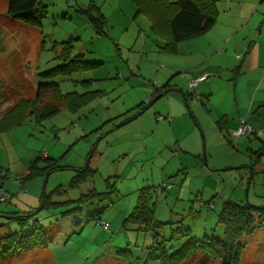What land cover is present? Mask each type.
<instances>
[{
  "label": "rangeland",
  "instance_id": "obj_1",
  "mask_svg": "<svg viewBox=\"0 0 264 264\" xmlns=\"http://www.w3.org/2000/svg\"><path fill=\"white\" fill-rule=\"evenodd\" d=\"M41 3L46 15L32 25L10 16L8 0H0V191L11 196L0 201V235L21 232L19 222L10 218L15 212H35L25 231H31L37 219L51 236L47 247L14 256L11 264H159L150 257L152 233L123 225L145 186L154 190L155 217L166 223L161 236L172 250L191 238H222L219 213L227 199L264 207V142L250 134L252 139L239 146V139L232 137L228 150L211 159L207 146L214 147L217 133L204 140L203 132L208 134L218 118L214 101L208 102L207 110L194 96L188 106L181 93L169 91L145 105L169 77L185 91L194 88L190 73L180 74L186 67L183 54L162 48L164 38L147 14L137 13L135 0ZM93 16L103 17L101 31ZM70 38L72 54H82L80 59L92 66L70 75L48 74L60 64L62 42ZM189 40L179 42H188L180 47L182 52L194 47ZM41 82H56L60 95L96 90L103 94L76 111L62 107L37 121L36 113L13 106L19 98L35 97ZM53 94L45 97L58 102ZM215 99L220 101L219 96ZM144 106L147 109L136 115ZM47 157L58 169L46 167ZM33 162L42 169L38 175H30ZM86 166L92 171L89 176L73 182ZM91 190L101 192V198L80 206L79 224L63 239L67 228L59 211L77 202L40 209L42 196L51 195L50 201L74 200ZM242 240L246 245L240 264H264V226ZM126 248L132 258L117 254ZM201 260L205 259L195 256L182 264Z\"/></svg>",
  "mask_w": 264,
  "mask_h": 264
},
{
  "label": "trees",
  "instance_id": "obj_2",
  "mask_svg": "<svg viewBox=\"0 0 264 264\" xmlns=\"http://www.w3.org/2000/svg\"><path fill=\"white\" fill-rule=\"evenodd\" d=\"M135 1L138 5L137 13L144 12L147 14L152 21L153 29L164 38L165 45L162 47L164 50L176 51L179 42L207 33L217 21L218 9L216 0ZM46 11V7L41 3V0H8L7 13L14 18H20L32 25L40 24V20L46 15ZM92 18L95 19V25L101 31L102 24L104 23L103 17L93 16ZM104 31L106 32L107 30ZM71 40L70 38L62 42V49L58 55L61 62L54 69L50 70L48 74H53V76L70 75L85 69V67L92 66L90 63L80 59L82 54H72L73 45L71 44ZM182 73L183 71L180 72V74ZM57 88L58 84L56 82L38 83L36 96L33 98H19L14 103L13 108L17 109V111L20 108L22 112L36 113L37 121H40L47 117V115L58 112L62 107H68L76 111L81 107L80 105L103 94L102 90H96L83 95L74 92L60 95L57 92ZM52 90H54V94L51 92ZM169 91L181 93L188 105L189 100L194 96L200 99L203 106L207 104V96L204 97L196 95L192 91H185L172 83L170 78L161 86H157L154 89L150 100L145 105H150L149 103L156 95L161 94L162 96ZM46 94L55 95L58 102L49 101V96L45 97ZM137 106H143V103ZM146 109L147 106H144L142 109H139L136 115H140ZM136 115L126 119L125 123L134 119ZM163 117L166 118V116ZM16 122L19 123L20 121ZM224 122V117L216 121L221 132L225 129ZM234 131L233 134H235ZM262 147L264 148V144ZM205 155L206 150L203 153V159H205ZM196 156L201 158L202 155L197 154ZM46 159L48 161V165L46 166L48 169L51 171L58 169L53 158L47 157ZM30 168V175H38L42 171L36 162H33ZM90 172L92 171L87 166L84 169L78 170L73 182L83 181L89 176ZM2 191L5 190L2 189ZM138 194L137 203L133 211L125 217L123 225L125 228L131 225L134 229L150 231L152 233L153 244L151 246L150 257L153 255L152 258L155 257L159 264H182L183 262L193 260L195 256H200V258L205 259L197 264H208L209 260L212 262L219 260L220 264H240L241 255L246 245L242 239L250 236L257 227L264 226V207H257L250 204L243 206L240 203L227 199L224 201L223 208L219 213V221L224 225V236L222 238L208 237L203 240L191 238L179 248L172 250V247H169L165 243L166 238L161 236V230L166 223L155 217L154 190L150 186H145L139 190ZM100 195L101 192L97 193L91 190L74 200L50 201L51 195L44 194L40 209L47 206L58 208L71 204V202H77V205L75 204L68 209L59 211L61 213L59 220H62L73 215H79L81 213V205L91 202L94 199H100ZM32 216H35V212L30 214H19L15 212L14 215L10 216V218L16 219L19 222L22 230L21 232H13L4 236L0 235V264H11V259L14 256H21L38 247L45 248L48 246L51 236L45 227L40 225L37 219H35L31 231H25L28 218ZM177 232H182V230L179 229ZM188 233L189 230H186L185 235ZM117 254L124 258L133 257L128 248L120 249ZM206 261L208 262L206 263Z\"/></svg>",
  "mask_w": 264,
  "mask_h": 264
},
{
  "label": "crops",
  "instance_id": "obj_3",
  "mask_svg": "<svg viewBox=\"0 0 264 264\" xmlns=\"http://www.w3.org/2000/svg\"><path fill=\"white\" fill-rule=\"evenodd\" d=\"M216 4L218 16L214 26L207 33L188 39L193 41V48L182 52L180 47L188 43L184 42L178 44L176 50L185 57L183 73L189 72L191 81H197L192 86L194 93L208 97L206 106H202L209 110L208 102L214 101L217 105L215 124L209 127L208 134L202 131L204 140H211L212 134L217 133L215 150L207 146L212 152L211 159L228 150L232 137L239 139V146L252 139L250 135L239 137L233 134L242 120L252 126L253 137L264 142V0L250 3L216 0ZM215 95L219 96V102ZM191 112L197 125L203 128L199 118ZM222 117L225 118L223 132L216 124ZM232 150L236 151V146ZM79 218V215H73L60 220L67 228L66 233L61 234L63 239L69 236V232H74L72 226L79 224Z\"/></svg>",
  "mask_w": 264,
  "mask_h": 264
},
{
  "label": "built area",
  "instance_id": "obj_4",
  "mask_svg": "<svg viewBox=\"0 0 264 264\" xmlns=\"http://www.w3.org/2000/svg\"><path fill=\"white\" fill-rule=\"evenodd\" d=\"M196 80H192L191 81V86H194L196 84ZM161 119H163L164 117L161 116ZM253 132V128L250 124H248L247 122H245V120L241 121L240 126L234 131V133L238 136H247L249 134H251ZM10 197V195L5 192V191H0V201H6L8 198ZM102 225L105 229L109 228V223L108 222H102Z\"/></svg>",
  "mask_w": 264,
  "mask_h": 264
},
{
  "label": "water",
  "instance_id": "obj_5",
  "mask_svg": "<svg viewBox=\"0 0 264 264\" xmlns=\"http://www.w3.org/2000/svg\"><path fill=\"white\" fill-rule=\"evenodd\" d=\"M160 96H161V94H158V95L152 100V102H154V101H156L157 99H159Z\"/></svg>",
  "mask_w": 264,
  "mask_h": 264
}]
</instances>
